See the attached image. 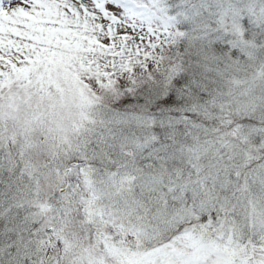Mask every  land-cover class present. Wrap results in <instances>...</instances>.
Masks as SVG:
<instances>
[{
  "label": "snow or ice",
  "instance_id": "obj_1",
  "mask_svg": "<svg viewBox=\"0 0 264 264\" xmlns=\"http://www.w3.org/2000/svg\"><path fill=\"white\" fill-rule=\"evenodd\" d=\"M0 264H264V0H0Z\"/></svg>",
  "mask_w": 264,
  "mask_h": 264
}]
</instances>
